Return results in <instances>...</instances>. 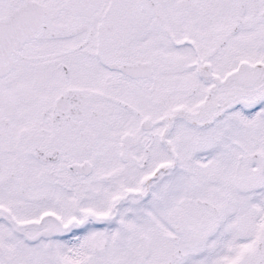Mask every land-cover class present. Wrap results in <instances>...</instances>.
<instances>
[{
  "label": "rangeland",
  "instance_id": "rangeland-1",
  "mask_svg": "<svg viewBox=\"0 0 264 264\" xmlns=\"http://www.w3.org/2000/svg\"><path fill=\"white\" fill-rule=\"evenodd\" d=\"M39 1L45 11L40 33L26 37L0 70V264H264V97L247 106L237 104L225 121L180 124L171 130L170 140L164 141L163 128L153 124L152 136L144 141H122L124 135L139 133L143 116L153 123L166 121L169 104L179 99H162L168 91L163 86L192 83L183 86L179 71L162 70L172 62L165 50L187 54V46H135L132 41L144 35L135 32L119 51L132 46L152 59L148 91L143 77L135 87L138 94L149 93L150 102L142 99L136 114L117 106L109 107L104 118L89 111L68 113L78 118L82 136L66 140L70 124L67 116L52 118V109H58L54 96L77 87L88 110L109 99L96 91L117 73L103 71L96 53L88 52L95 39V33H87L89 24L64 34L60 25L68 22L69 0ZM116 1L120 16L134 8L130 0H94L90 19H96L99 31L115 21L114 10L109 11ZM221 1L215 2L211 18L222 14ZM246 1L242 12L224 16L233 22L224 44L240 46L237 52L244 58V45L259 36L264 42V17L250 11L251 1ZM166 3L162 0L159 8L168 7ZM11 4L0 0V14ZM224 5L239 9L235 0ZM145 24L149 21L143 28ZM55 28L60 35H50ZM208 82L194 85L202 100ZM103 91L114 93L111 85ZM128 93L119 96L132 103L134 96ZM98 118L95 129L92 122ZM33 147L44 155L30 152ZM82 158L92 168L80 179L68 166Z\"/></svg>",
  "mask_w": 264,
  "mask_h": 264
},
{
  "label": "flooded vegetation",
  "instance_id": "flooded-vegetation-1",
  "mask_svg": "<svg viewBox=\"0 0 264 264\" xmlns=\"http://www.w3.org/2000/svg\"><path fill=\"white\" fill-rule=\"evenodd\" d=\"M131 5L134 8H130L127 14L118 12L121 8V3L113 4L109 12L113 11L114 22L107 21L105 27L99 31V24L95 27L94 23L96 19H90V14L96 11L94 7V0H69L66 1L69 12L67 13L68 22L65 25H60L66 28V34H72L80 32L86 28L89 24L88 35L95 33V39H91L90 45L92 46L88 52L96 53L97 59L102 61L103 68L108 69L111 73H117V76L112 82L104 83V86H100L99 96H108L109 99L97 101V105L93 104L90 109L86 110V97L85 94L80 91L77 87L66 89L64 94H59L57 97L54 96V103L58 109L51 107L53 111V119H61L62 115L66 112L80 114L86 111L89 113H98L102 118L105 117V112H108L109 107L117 106L116 110L130 111L136 114L137 107L142 105V99L150 96L147 89L149 88V77L152 75V59L143 55L132 46H127L126 51H119V47L124 44L125 41L129 40V37L134 38L135 32H144V35L139 38H135L132 41L135 46L144 45L143 48H152L156 46L164 47L165 49H171L175 47L187 46V54L181 53L174 54L169 53L165 50V53L172 58V66L169 62L165 63L162 70L168 71L171 74L174 70L179 71L180 77L182 78L181 83L184 86L185 83L191 81L187 87L181 88L180 85L173 83L172 89L163 86L162 89H167V94L162 96L170 97L172 99H179L174 104H169L171 114L167 116L164 114V123H157L150 121L148 126L144 129L140 126V131L136 136L124 135L123 140H145L152 136L151 127L153 124H159L160 128H163L162 139L170 140L169 134H173L171 130H176L180 124L184 126H193L212 123L217 121H225L231 117V111L237 104L248 105L250 103H258V101L264 97V42L261 41L260 36L254 41H251L247 45H244L243 49L248 53L247 57H242V54L237 52L238 47L229 44L227 41L224 44L227 35H230L229 26L231 23L230 19L224 18L229 16V13L236 12L237 14L242 12L246 7V0H235L239 9L235 10L231 5H224L231 2V0H222L221 13H216L211 18V13L215 12V5L217 0H165L168 5L166 8H159L162 0H130ZM250 11H253L256 16L259 14L264 17V0H250ZM14 4L12 0V5ZM10 8V7H9ZM8 8V9H9ZM43 12V11H42ZM236 14V15H237ZM208 16L207 18H203ZM151 19V21L149 20ZM149 21V26L143 24ZM264 19L260 20V25H264ZM215 21H219L218 24H212ZM236 22V21H234ZM237 23V22H236ZM227 25V26H226ZM260 25L256 27V31H260ZM42 26V25H41ZM184 28V29H182ZM176 29V30H175ZM96 30V31H95ZM170 30H175L170 32ZM99 31V33H98ZM217 34V36H216ZM221 37L223 39H221ZM96 42V44H95ZM74 47L72 46L70 51ZM208 50V52L206 51ZM138 52L128 56L132 52ZM80 51H77V53ZM88 53L87 51H83ZM153 53V52H151ZM237 56L234 57L235 54ZM121 55V59L119 58ZM186 55V56H185ZM189 55V56H188ZM141 56V57H139ZM10 55L9 59H11ZM133 60H145L146 71L144 74H138L143 71L142 67L136 65L135 71L122 67L121 63L125 61ZM178 64L174 67L175 64ZM66 64H62L63 70L66 69ZM216 65V66H215ZM161 70V71H162ZM137 72V73H134ZM183 73V75H182ZM107 74H110L109 72ZM131 79L134 82L129 83V80H124L123 76ZM211 77H209V76ZM148 79L147 88L145 93H137L135 89L140 83L136 80L143 78ZM201 81L208 82L207 87L203 93L205 94V100H202L200 95L196 96L198 92H194V85L200 84ZM212 84V85H210ZM110 85L113 88V95L110 92H102ZM181 85V86H182ZM123 91H129L128 94L133 98L132 103L120 98L119 94ZM132 91V93H131ZM194 93V94H193ZM200 93V91H199ZM138 94V95H136ZM146 95V96H145ZM150 98V97H149ZM106 99V97H105ZM135 99V100H134ZM63 102V103H62ZM147 102H150L149 100ZM145 102V103H147ZM62 103V104H59ZM181 103H183L181 105ZM192 104L197 106L195 109L190 108ZM95 105V106H94ZM186 106V107H185ZM163 108V107H162ZM185 111V112H184ZM99 119V118H98ZM78 118H72L70 121L65 119V122L70 124L69 130L71 137H66L74 140L75 135L82 136V130L77 124ZM93 128L97 129V122H92ZM78 125V126H77ZM140 125V121H139ZM60 127V125L57 124ZM175 134V133H174ZM137 135H139L137 137ZM135 137V138H134ZM72 161V160H71ZM70 170H76L78 172V178H82V173L77 167L69 166ZM80 176V177H79ZM67 177V176H65ZM68 178V177H67ZM237 180V179H236ZM240 181V180H239ZM242 185V181L239 182ZM236 226V222L234 223Z\"/></svg>",
  "mask_w": 264,
  "mask_h": 264
},
{
  "label": "water",
  "instance_id": "water-1",
  "mask_svg": "<svg viewBox=\"0 0 264 264\" xmlns=\"http://www.w3.org/2000/svg\"><path fill=\"white\" fill-rule=\"evenodd\" d=\"M39 12L38 1L25 0L12 10L9 15L0 16V69L6 62L8 50L18 45L21 39L24 38L32 27H34V24L37 23L36 20ZM137 64V61H132L129 65L136 66ZM142 121V126H146L148 123L147 118H143ZM76 164L84 171L90 168L87 161Z\"/></svg>",
  "mask_w": 264,
  "mask_h": 264
},
{
  "label": "trees",
  "instance_id": "trees-1",
  "mask_svg": "<svg viewBox=\"0 0 264 264\" xmlns=\"http://www.w3.org/2000/svg\"><path fill=\"white\" fill-rule=\"evenodd\" d=\"M71 116H73V115L70 114V117H71ZM70 117H69V118H70ZM35 144H36V143H34V145H35ZM14 148H17V145H16V144L14 145ZM14 148H13V149H14ZM33 148H34V147H33ZM17 149H18V148H17ZM31 152H33V153L36 154V155H39V157H40V154L44 155L43 152H40V153H39V151H38L36 148L32 149ZM57 175H60V174H57ZM63 176H64V175H63Z\"/></svg>",
  "mask_w": 264,
  "mask_h": 264
}]
</instances>
